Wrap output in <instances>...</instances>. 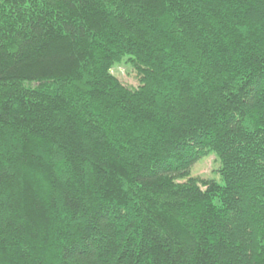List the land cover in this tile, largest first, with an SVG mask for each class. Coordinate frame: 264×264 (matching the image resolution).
Returning <instances> with one entry per match:
<instances>
[{
  "label": "trees",
  "instance_id": "trees-1",
  "mask_svg": "<svg viewBox=\"0 0 264 264\" xmlns=\"http://www.w3.org/2000/svg\"><path fill=\"white\" fill-rule=\"evenodd\" d=\"M0 264H264V0H0Z\"/></svg>",
  "mask_w": 264,
  "mask_h": 264
},
{
  "label": "rangeland",
  "instance_id": "rangeland-1",
  "mask_svg": "<svg viewBox=\"0 0 264 264\" xmlns=\"http://www.w3.org/2000/svg\"><path fill=\"white\" fill-rule=\"evenodd\" d=\"M112 74L128 88H136L138 86L139 76L136 71L128 64H120L112 70ZM218 163L214 154H208L198 160L190 170L191 177L212 179L221 182L217 174Z\"/></svg>",
  "mask_w": 264,
  "mask_h": 264
}]
</instances>
